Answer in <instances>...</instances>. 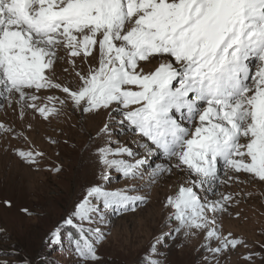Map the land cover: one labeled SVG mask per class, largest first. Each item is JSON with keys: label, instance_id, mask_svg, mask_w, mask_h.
I'll list each match as a JSON object with an SVG mask.
<instances>
[{"label": "snow or ice", "instance_id": "6c2138e0", "mask_svg": "<svg viewBox=\"0 0 264 264\" xmlns=\"http://www.w3.org/2000/svg\"><path fill=\"white\" fill-rule=\"evenodd\" d=\"M93 57L97 63L87 72L76 71L77 59ZM159 57L168 59L154 70L142 66ZM61 61L75 71L76 88L55 79ZM41 90L66 95L42 100ZM13 95L21 115L31 109L45 120L68 101L83 113L108 110L110 120L98 135L110 136L111 118L118 115L121 125L144 138L139 147L176 160L151 165L145 176L148 157L136 158L128 146L112 148L109 140L97 148L104 181L115 171L149 186L173 167H186L190 179L165 202L175 226L156 238L153 252L182 230L186 237L204 233L206 264H220L231 250L247 247L221 231L218 217L229 210L232 195L212 200L208 194L224 182L221 165L264 181V0H0V99ZM0 130L12 131L3 123ZM16 154L30 165L43 155ZM140 187L92 184L49 233V243L56 245L62 229H71V251L81 264H94L107 235L98 225H110L109 211L118 215L146 205ZM258 255L249 251L244 259L254 264Z\"/></svg>", "mask_w": 264, "mask_h": 264}, {"label": "rangeland", "instance_id": "374dc122", "mask_svg": "<svg viewBox=\"0 0 264 264\" xmlns=\"http://www.w3.org/2000/svg\"><path fill=\"white\" fill-rule=\"evenodd\" d=\"M97 59H77L76 71L87 72ZM163 59L168 58L159 57L142 66L154 70ZM65 68L69 71L65 72ZM55 79L73 88L79 85L75 71L66 61L57 64ZM38 95L43 100L46 96L63 99L66 94L41 90ZM17 99L15 95L0 99V123L12 129L0 130V260L9 264H81L71 251V229H62V239L56 245L49 243V233L74 209L89 186L105 183L109 189L140 185L139 191L147 196L148 203L135 211L107 213L110 225H98L107 235L97 245L99 260L94 264H148L153 258L161 264H206L203 232L188 237L183 230L173 233L152 251L156 238L175 226L168 222L171 209L165 202L190 179L186 167H173L149 186H144L146 179L127 180L115 171L104 181L97 148L108 145L109 140L112 148L128 146L138 152L136 158L147 156L145 176L151 165H175L176 160L139 147L145 143L144 138L127 123L121 125L118 115L111 118V135H98L110 120L108 110L83 113L68 101L59 115L45 120L31 109H25L21 115ZM17 149L36 150L43 155L37 164L30 165L17 156ZM219 179L224 182L217 183L216 191L209 193L208 199H218L222 194L233 197L229 210L218 217L221 231L230 232L247 244L222 256L220 264H248L244 257L249 251L259 253L254 264H264V181L248 173H233L223 165ZM5 201H10L11 206L5 205Z\"/></svg>", "mask_w": 264, "mask_h": 264}]
</instances>
